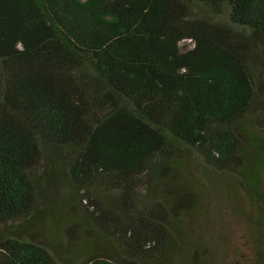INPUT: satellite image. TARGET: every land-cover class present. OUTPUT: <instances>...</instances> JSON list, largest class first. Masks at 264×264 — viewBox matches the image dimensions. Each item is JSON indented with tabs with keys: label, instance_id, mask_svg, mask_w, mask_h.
Here are the masks:
<instances>
[{
	"label": "trees",
	"instance_id": "obj_1",
	"mask_svg": "<svg viewBox=\"0 0 264 264\" xmlns=\"http://www.w3.org/2000/svg\"><path fill=\"white\" fill-rule=\"evenodd\" d=\"M226 175L264 264V0H0V264H217Z\"/></svg>",
	"mask_w": 264,
	"mask_h": 264
},
{
	"label": "rangeland",
	"instance_id": "obj_2",
	"mask_svg": "<svg viewBox=\"0 0 264 264\" xmlns=\"http://www.w3.org/2000/svg\"><path fill=\"white\" fill-rule=\"evenodd\" d=\"M180 45L189 47L192 42L182 40ZM200 193L201 198L194 212L183 216V224H186L194 242L207 245L217 264H261L256 262L257 248L254 245L258 233H254L253 226L250 225L257 212L240 187L239 179L226 175L225 178H220V185L213 181L208 186H202ZM139 196L146 198L143 191L139 192ZM58 198L50 203L49 208L61 205L63 200ZM53 211L59 212V209ZM51 214L48 209L45 220L36 222L37 229L42 228L40 224H46L45 228L52 230V239L58 241V236H62L63 232L49 221ZM78 219L80 222L79 212L73 210L71 218L63 224H72Z\"/></svg>",
	"mask_w": 264,
	"mask_h": 264
}]
</instances>
